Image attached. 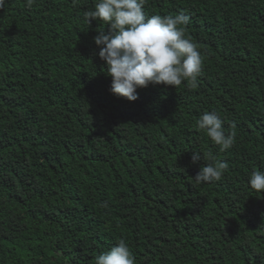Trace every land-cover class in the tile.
Here are the masks:
<instances>
[{
    "label": "trees",
    "instance_id": "trees-1",
    "mask_svg": "<svg viewBox=\"0 0 264 264\" xmlns=\"http://www.w3.org/2000/svg\"><path fill=\"white\" fill-rule=\"evenodd\" d=\"M96 2L0 9V264H94L121 239L135 264H264V194L248 184L264 171V0H146V17H190L203 63L195 88L134 102L109 91L104 24L84 15ZM206 111L230 149L197 127ZM209 152L229 167L197 183Z\"/></svg>",
    "mask_w": 264,
    "mask_h": 264
},
{
    "label": "clouds",
    "instance_id": "clouds-1",
    "mask_svg": "<svg viewBox=\"0 0 264 264\" xmlns=\"http://www.w3.org/2000/svg\"><path fill=\"white\" fill-rule=\"evenodd\" d=\"M6 0H0V9ZM34 0H27L31 6ZM146 0H97L93 10L84 13L88 24L103 22L104 27L93 37L99 48L98 56L111 77L109 91L129 102L138 99V89L149 85L177 87L187 81L192 88L198 83L202 69V55L197 45L185 38V27L190 17L184 12L172 15L146 17ZM197 127L218 145L223 152L235 143V132H226L223 120L216 111L204 112ZM235 127L234 125L232 126ZM210 163L200 167L194 180L197 183L219 181L229 165L207 153ZM202 160L194 151L192 163ZM250 188L264 194V171H253L248 179ZM94 264H135L128 244L121 239L110 250L95 257Z\"/></svg>",
    "mask_w": 264,
    "mask_h": 264
}]
</instances>
